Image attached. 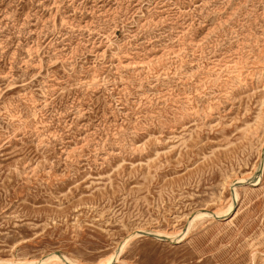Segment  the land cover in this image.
<instances>
[{
	"label": "rangeland",
	"instance_id": "rangeland-1",
	"mask_svg": "<svg viewBox=\"0 0 264 264\" xmlns=\"http://www.w3.org/2000/svg\"><path fill=\"white\" fill-rule=\"evenodd\" d=\"M114 252L264 264V0H0V263Z\"/></svg>",
	"mask_w": 264,
	"mask_h": 264
},
{
	"label": "bare ground",
	"instance_id": "bare-ground-1",
	"mask_svg": "<svg viewBox=\"0 0 264 264\" xmlns=\"http://www.w3.org/2000/svg\"><path fill=\"white\" fill-rule=\"evenodd\" d=\"M232 193L234 195V197L232 198V204L228 207V209L225 212H222V213L212 212V213H210L209 211L205 210V211H201V212L197 213L195 218L210 217V218H213L215 220H218V219H222V218L226 217L231 212V210L234 206V203H235V201H234L235 200V193H234L233 189H232ZM116 254H117V252L116 253L114 252L113 254H111L107 258V260L102 264H108L111 260H113L117 257ZM0 264H2V263H0Z\"/></svg>",
	"mask_w": 264,
	"mask_h": 264
}]
</instances>
